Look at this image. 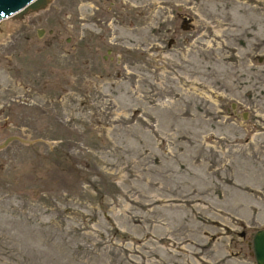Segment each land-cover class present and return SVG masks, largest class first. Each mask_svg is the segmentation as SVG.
<instances>
[{
	"label": "rangeland",
	"instance_id": "1",
	"mask_svg": "<svg viewBox=\"0 0 264 264\" xmlns=\"http://www.w3.org/2000/svg\"><path fill=\"white\" fill-rule=\"evenodd\" d=\"M8 136L0 264H256L264 0H53L3 19Z\"/></svg>",
	"mask_w": 264,
	"mask_h": 264
},
{
	"label": "water",
	"instance_id": "2",
	"mask_svg": "<svg viewBox=\"0 0 264 264\" xmlns=\"http://www.w3.org/2000/svg\"><path fill=\"white\" fill-rule=\"evenodd\" d=\"M53 0H0V22L3 19L21 20L27 14L44 10L50 6ZM42 30H38L41 36ZM17 136H8L0 148L6 146ZM252 250L256 264H264V229H258L252 237Z\"/></svg>",
	"mask_w": 264,
	"mask_h": 264
},
{
	"label": "bare ground",
	"instance_id": "3",
	"mask_svg": "<svg viewBox=\"0 0 264 264\" xmlns=\"http://www.w3.org/2000/svg\"><path fill=\"white\" fill-rule=\"evenodd\" d=\"M1 22H2V21H1ZM1 22H0V23H1Z\"/></svg>",
	"mask_w": 264,
	"mask_h": 264
}]
</instances>
